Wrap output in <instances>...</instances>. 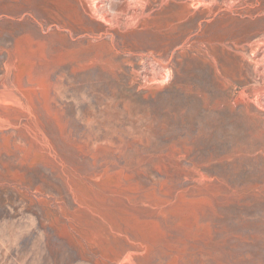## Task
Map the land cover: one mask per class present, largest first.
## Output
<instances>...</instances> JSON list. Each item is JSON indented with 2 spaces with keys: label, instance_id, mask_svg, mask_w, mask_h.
Returning <instances> with one entry per match:
<instances>
[{
  "label": "rangeland",
  "instance_id": "obj_1",
  "mask_svg": "<svg viewBox=\"0 0 264 264\" xmlns=\"http://www.w3.org/2000/svg\"><path fill=\"white\" fill-rule=\"evenodd\" d=\"M0 264H264V0H0Z\"/></svg>",
  "mask_w": 264,
  "mask_h": 264
},
{
  "label": "bare ground",
  "instance_id": "obj_2",
  "mask_svg": "<svg viewBox=\"0 0 264 264\" xmlns=\"http://www.w3.org/2000/svg\"><path fill=\"white\" fill-rule=\"evenodd\" d=\"M145 7V6H144ZM132 13V12H131ZM118 17V16H117ZM131 27V26H130ZM87 219V218H86Z\"/></svg>",
  "mask_w": 264,
  "mask_h": 264
}]
</instances>
